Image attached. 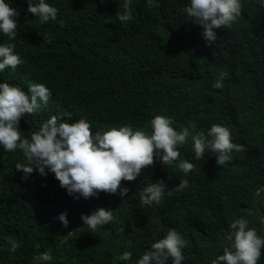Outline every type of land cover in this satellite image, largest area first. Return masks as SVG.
I'll return each mask as SVG.
<instances>
[{"label": "trees", "instance_id": "trees-1", "mask_svg": "<svg viewBox=\"0 0 264 264\" xmlns=\"http://www.w3.org/2000/svg\"><path fill=\"white\" fill-rule=\"evenodd\" d=\"M6 2L19 13L18 30L14 40L0 33V43L15 44L23 63L16 72L0 71V83L23 89L39 79L52 92L46 107L20 119L26 138L52 115L85 119L93 133L128 125L148 134L151 120L163 115L177 131L195 123L207 135L213 124L226 126L244 150L222 166L212 152L196 160L189 136L179 151L180 160L195 164L191 173L178 168L180 160L165 166L157 157L136 180L121 182L126 196L76 199L51 171L21 179L15 166L26 163L22 152L0 146V264H137L170 229L188 242L182 264H212L229 244V225L241 217L264 238V0H241V15L215 29L211 45L183 11L190 0H153V7L132 0L127 22L118 19L124 0H45L58 15L44 24L27 10L28 0ZM221 72L224 86L214 88ZM160 179L166 182L160 204H141L143 188ZM182 179L188 187L167 196ZM100 207L114 219L92 232L81 215ZM9 238L19 244L15 252ZM126 251L131 259H118ZM42 252L52 260L36 261Z\"/></svg>", "mask_w": 264, "mask_h": 264}, {"label": "clouds", "instance_id": "clouds-1", "mask_svg": "<svg viewBox=\"0 0 264 264\" xmlns=\"http://www.w3.org/2000/svg\"><path fill=\"white\" fill-rule=\"evenodd\" d=\"M131 3L132 0H124V13L118 16L121 22L132 19ZM147 6L153 7V0H147ZM27 10L41 24L56 20L58 15V9L45 0H28ZM183 11L193 23L202 26L201 35L211 45L218 39L215 29L231 27L242 13V4L241 0H190V5ZM18 15L17 9L10 7L6 0H0V33L9 40L17 36ZM44 38L50 40V37ZM14 49L15 44L0 43V71L10 67L11 72H16L15 69L22 65ZM226 76L227 73L221 72L213 87L223 88ZM24 83L28 86L24 90L18 83H0V146L8 152H22L26 163L15 166L24 173L21 179L26 180L34 170L41 175L51 171L70 195L78 194L74 195L76 199L80 196L85 199L98 197L99 192L116 194L119 191L121 197L126 196L129 189L122 186V181L136 180L142 169L153 165L157 157L165 166L180 160L179 148L187 143L189 136L192 137L196 160L202 159L206 152H212L216 155V163L222 166L232 160L233 151L244 150L242 144L232 142L230 129L226 126L213 124L207 135L196 131L195 123L177 131L172 126V118L163 115H156L151 120V134L133 131L128 125L93 133L90 122L85 119L68 122L52 115L29 139L19 128L20 119L46 107L52 92L39 79ZM178 168L187 175L195 169V164L184 159L180 160ZM165 187L163 179L144 187L140 203L148 206L160 204L165 196ZM187 187V179H182L167 192V196L183 192ZM59 219L64 227L68 226L66 213H60ZM81 219L95 232L98 227L113 221L114 216L111 210L100 207L90 215L82 214ZM248 224L249 221L243 217L231 222V233L226 236L229 244L223 247V254L213 259L212 264H258L264 238ZM9 239V251L15 252L19 244ZM187 244L179 232L170 229L164 238L151 244L150 250L138 259L137 264H168L170 258L172 264H182L185 259L182 250ZM131 257L132 253L126 251L118 259L128 261ZM34 259L47 262L52 260V255L42 252Z\"/></svg>", "mask_w": 264, "mask_h": 264}]
</instances>
